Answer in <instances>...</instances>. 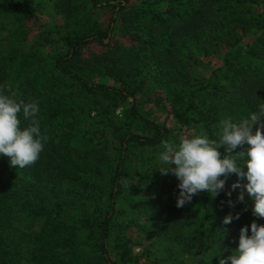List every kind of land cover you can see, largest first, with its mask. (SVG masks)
<instances>
[{"label": "trees", "instance_id": "obj_1", "mask_svg": "<svg viewBox=\"0 0 264 264\" xmlns=\"http://www.w3.org/2000/svg\"><path fill=\"white\" fill-rule=\"evenodd\" d=\"M8 1L13 7L0 6V29L9 35L28 39L30 20L41 14L60 23L29 38L31 47L15 58L14 67L0 54V87L19 91L25 102L39 101L37 119L48 138L33 165L11 167L0 156V264H140L143 258L153 264H218L238 247L242 226L254 220L264 225V218L253 215L254 198L231 188L235 174L215 197L202 192L178 208V180L158 171L164 167L160 142L169 139L171 129L143 114L137 98L147 81L155 80L170 94L169 115L183 125L200 123L210 138L222 119L237 122L258 112L264 102V0ZM94 9H110L106 24L93 16ZM118 23L123 42L113 39ZM39 37L44 42L37 43ZM53 43L65 52H48ZM90 43L103 48L84 56L80 48ZM238 44H244L242 55H231ZM196 51L220 55L223 66L208 76L193 74V67L206 65ZM12 70L21 79L9 85ZM206 89L213 98L200 108L196 94ZM128 97L125 120L108 130L103 112ZM92 112L93 127L85 129ZM20 119L25 126L22 114ZM132 125L143 132L132 131ZM108 133L119 144L113 166ZM80 135L90 147L78 143ZM139 152L155 160L147 171L154 193L131 204L125 200L142 188L125 161ZM241 192L244 199L238 201ZM69 214L77 221L61 217ZM236 214L238 219L223 223ZM21 215L40 219L39 227H21ZM130 227L149 241H133L126 233ZM198 248L210 249L214 259L206 260V252L184 256Z\"/></svg>", "mask_w": 264, "mask_h": 264}, {"label": "clouds", "instance_id": "obj_2", "mask_svg": "<svg viewBox=\"0 0 264 264\" xmlns=\"http://www.w3.org/2000/svg\"><path fill=\"white\" fill-rule=\"evenodd\" d=\"M20 97L19 91L0 87V156L7 157L10 166L15 168L36 163L48 139L41 134L37 119L39 101L25 102ZM21 114L27 122L25 126H22ZM214 135L215 138H210L201 130L180 137L178 142L161 140L158 160L164 167L158 171L178 180L176 206L191 203L202 192L215 197L223 190L227 178L235 174L238 181L231 188L246 190L254 198L253 215L264 218V102L248 118L237 122L231 117L222 119ZM237 148L241 150L235 151ZM240 179H246L247 183L241 185ZM243 199L241 192L237 200ZM229 205L232 206L231 201ZM238 218L239 214L227 215L223 223L229 224ZM218 264H264V225L254 220L242 226L238 247L227 258H219Z\"/></svg>", "mask_w": 264, "mask_h": 264}, {"label": "rangeland", "instance_id": "obj_3", "mask_svg": "<svg viewBox=\"0 0 264 264\" xmlns=\"http://www.w3.org/2000/svg\"><path fill=\"white\" fill-rule=\"evenodd\" d=\"M131 3L134 5L137 4V0H130ZM0 6L4 7H11L12 4L8 0H0ZM13 7V6H12ZM110 9H94L93 10V16L101 23L106 24L108 22V19L110 17ZM37 19L30 20V26L31 31L29 33L28 39H23L18 35H9L4 29H0V54L7 59V61L12 62L10 65L13 67L15 66V63L13 62L15 58L19 56V54L22 51L28 50L32 42L29 40L33 39L36 35V33L40 30L48 28L53 23H60V20L54 16H51L52 18L49 19L47 15L41 14L38 16ZM116 30L113 35V39H118L120 41H124L123 36L120 34L119 30V23L118 26L115 28ZM37 43L44 42L43 37H39L36 40ZM107 42V39H106ZM103 47L99 45L98 43H90L86 46L81 47V52L84 56H90L95 52H98ZM46 50L52 54L56 53H64L66 48L62 46L60 43H53L51 46H47ZM245 50L244 44H238L235 45L233 48L230 49L231 55L239 54L242 55L243 51ZM14 54V57L12 55ZM196 55L202 62L206 63L205 66H196L191 69V72L193 74H202L204 76H208L213 69L216 67H222L223 66V58L220 55H215L213 53H204L202 51H196ZM9 65V64H8ZM21 79V75H18L14 70L10 72V77L7 80V83L9 85L18 83ZM101 81L118 86L117 82H114L111 79L102 78ZM83 97H81L82 99ZM137 98L140 101L141 106L139 107L143 114L148 116L149 118L160 122L165 123L170 129L171 132L169 134L168 140H175L179 141L180 137L184 135L191 134L193 132H199L201 130H204L203 125L200 123H191L187 125H183L179 123L175 118L171 117L168 113L169 108V102H170V94L161 85H159L155 80L149 79L146 83V86L143 87V90L137 94ZM212 94L210 89H206L203 91H199L196 94V104L198 107L202 108L203 106L207 105L212 100ZM132 99L131 98H121L117 101V104L113 107H109V109L105 110L102 114L103 121L108 130H110L112 127H114L117 124H120L122 121L125 120V115L128 112L130 108ZM104 109L103 106L99 108L100 112H102ZM95 112H92L89 117H85L86 124L85 129L88 127L92 128V118L94 116ZM131 130L137 133H142L143 130L140 129V127L132 125ZM110 149L109 154L112 161V166L117 161V154H118V147L119 144L116 139L110 137ZM78 143H80L83 147H90L84 142V137L82 135L77 137ZM140 156L136 157L133 154L127 155L126 161H125V169L132 173L134 176V180L136 184L142 188V190L136 192V195H131L130 198H128V201L131 204H135L139 198L143 197H151L153 195L152 187L147 182V171L148 169L154 164L155 160H147L146 155H143L141 152H139ZM154 177L159 179V174L154 173ZM124 201V200H123ZM66 220L71 221H77V215L76 214H69V215H62ZM142 219H144V215L141 216ZM40 219H36L34 217H26L25 215H21L20 219L18 220V224L23 228H36L40 225ZM79 233L81 235H84V231L82 229H79ZM126 233L131 237L133 241L140 240L141 243H147L149 241V235H145L142 233V231L138 227H130L126 230ZM135 253H140L141 248L135 246L134 249ZM160 250H157L156 252H153L154 254H158ZM205 253L204 258L208 261H211L213 258V253L210 249L208 250H202V249H194L191 251L185 252L184 256L187 258H196L199 256H203V253ZM110 254L112 255L111 251ZM140 264H153L143 258L140 262Z\"/></svg>", "mask_w": 264, "mask_h": 264}, {"label": "water", "instance_id": "obj_4", "mask_svg": "<svg viewBox=\"0 0 264 264\" xmlns=\"http://www.w3.org/2000/svg\"><path fill=\"white\" fill-rule=\"evenodd\" d=\"M106 41V40H105Z\"/></svg>", "mask_w": 264, "mask_h": 264}]
</instances>
